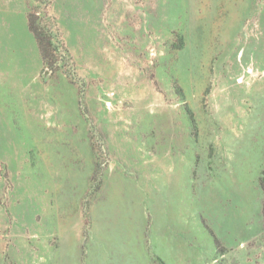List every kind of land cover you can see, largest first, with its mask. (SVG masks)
<instances>
[{"label":"rangeland","instance_id":"374dc122","mask_svg":"<svg viewBox=\"0 0 264 264\" xmlns=\"http://www.w3.org/2000/svg\"><path fill=\"white\" fill-rule=\"evenodd\" d=\"M22 1L0 0V264H264V0Z\"/></svg>","mask_w":264,"mask_h":264},{"label":"trees","instance_id":"16d2710c","mask_svg":"<svg viewBox=\"0 0 264 264\" xmlns=\"http://www.w3.org/2000/svg\"><path fill=\"white\" fill-rule=\"evenodd\" d=\"M34 18H36V15L34 13H31V11L28 13V21H29V27L33 31L37 42L39 46L40 53L42 55V59L44 64L49 67L52 66L56 62V58L54 57L53 53L50 52L51 49L56 50L58 48L57 45H52V37H55L53 33H49L50 35H46V33H43L42 29L39 31L37 26L34 23ZM52 35V36H51ZM52 39V40H51ZM191 117V116H190ZM193 121V118H192ZM262 184L264 187V169L262 172Z\"/></svg>","mask_w":264,"mask_h":264},{"label":"crops","instance_id":"0c3cea01","mask_svg":"<svg viewBox=\"0 0 264 264\" xmlns=\"http://www.w3.org/2000/svg\"><path fill=\"white\" fill-rule=\"evenodd\" d=\"M30 2H31V0L22 1V8L24 9L25 12H28L29 5L31 4Z\"/></svg>","mask_w":264,"mask_h":264}]
</instances>
